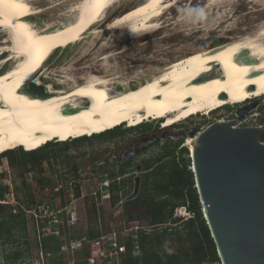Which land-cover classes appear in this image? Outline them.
Here are the masks:
<instances>
[{"label":"bare ground","instance_id":"obj_1","mask_svg":"<svg viewBox=\"0 0 264 264\" xmlns=\"http://www.w3.org/2000/svg\"><path fill=\"white\" fill-rule=\"evenodd\" d=\"M35 1L0 0V27L9 34L0 41V64L15 59L0 72V152L18 146L33 150L51 139L64 143L119 123L134 126L165 117L162 127L167 128L191 115L204 116L218 106L264 94V22L257 31L232 43L228 40L224 45L190 51L154 76L140 73L121 79L115 72L102 75L88 69L70 83L67 79L72 74L59 67L60 78L45 76L49 83L42 81L40 75L49 68L46 63L51 65L65 46L95 34L96 26L105 20L103 15L121 0H82L69 10L66 22L40 21L39 25L32 19L42 12L33 6ZM175 3H138L109 22L106 29L113 31L111 40L158 30L160 16ZM32 76L37 77L36 83L29 81ZM37 83L43 87L39 86L42 94L25 91L27 85L38 87ZM186 139L190 154L196 136Z\"/></svg>","mask_w":264,"mask_h":264},{"label":"rangeland","instance_id":"obj_2","mask_svg":"<svg viewBox=\"0 0 264 264\" xmlns=\"http://www.w3.org/2000/svg\"><path fill=\"white\" fill-rule=\"evenodd\" d=\"M81 1L82 0H36L33 2V6L35 5V8H40L42 12L32 16V19H36L38 25L42 24L40 21L48 24L64 23L67 20L69 10L75 5L78 6ZM142 1L144 0L119 1V4H116L117 6H114L108 15H103L105 17V20H103L104 23L102 22L96 26L94 31L95 34H88L80 42L75 44L71 43L68 47L63 46L64 48L61 53L51 60V65L46 63V67L48 66L49 68L47 67L46 74L40 75L39 78H41L42 81L45 80L47 83H49V81L45 76L51 77L52 79L60 78V76L63 75V73L60 72V68L65 69V74H72L68 77V82L77 80V78L81 74L86 73L88 69L96 70L102 75H111V73L115 72L116 74L114 75H117L116 77H120L121 79H133V76L136 77V75L140 73L145 76H154L157 74V71L162 69L166 64L183 57L190 51L198 49L203 50L214 45H224L228 40H230L228 43H232V41L241 39L247 35V33L250 34L251 32L257 31L264 22V0H175L176 3L166 9L164 14L160 16L158 23L161 28L158 30H149L117 40H111V32L113 31L111 29H106L109 22H111L113 18L125 13L126 10H131L130 8ZM8 38L9 34L4 27H0V41L7 40ZM61 54H63L64 57L59 62L58 59ZM104 56H107L105 60H99ZM13 60L15 59H8L6 62L1 63L0 69L2 70L5 68ZM132 68L133 72L131 71ZM36 70H38V68ZM36 70L34 72H36ZM36 78L37 77L32 76L29 81L33 80V82L36 83ZM68 82L65 81V79L61 81L66 88L69 86ZM37 85L38 87H42L41 84L37 83ZM44 86L46 85L44 84ZM263 95L262 97H260L261 95L257 97L254 96L246 100V102L235 103L236 105L228 103L229 106H224L205 116L201 114L193 115L172 127L169 126V128L160 126L157 120L147 121L141 126H136L133 129L127 128L126 124L120 125L122 123H119V125H116L119 129H114V127H116L114 126L112 127L113 130L107 129L103 134H98L95 137V134L89 136L88 138H90V141L73 142L71 138L64 142V144H67V150L63 151H59V149H61L64 144H56L57 141H50V143H48L49 145L46 144L45 146L48 145L50 150L49 153H54V155L50 153V158L43 161L41 170L39 168L31 173H24L25 180L30 182V190L33 191L34 195L33 199H35L36 202L41 201L43 204H48L50 206V212H47L48 214H55V210L61 209L60 207H55V205L59 204L60 199L58 190L63 189V198L68 199L69 196L73 194V187L79 186L81 197L73 202V206L77 209L76 215L78 218L75 224L78 226L74 229L75 234L83 232L90 227L106 231L108 232L107 234L115 230L121 236V230L125 227H129L128 224L131 222L128 223L126 218L122 215L123 212L128 210H124V204H119L121 202H126V199L131 195L133 189L127 190L128 188H126L125 185V193L120 196L119 203L113 206L110 205L109 201H106L104 197L106 193H103L100 200H97V195H93V193L100 191V188L103 186L100 181V175L105 173L110 176L113 174L116 176L117 167H114L115 165H108L112 154L116 156L119 152L123 153L125 151L127 152L128 149H133V145L137 144L139 136L145 134L156 140L150 144L149 147H143V151L138 154V156L135 154V156L131 157V163L124 166L123 170L127 173L130 172L131 177L138 176L140 174L139 170L143 171L151 167L153 162H155L154 159L157 158L162 149L165 146L170 148L171 145L178 140H183V143L178 149L184 147L187 150V155H182L183 160L186 162L190 152V145L185 144L187 136L184 139H179L177 137L179 134L188 130H194L195 133H198L213 122L219 120L234 121L239 109L250 106H253V108L246 113V119L240 126H264V124L260 122L264 117ZM115 130H117L118 133H115ZM185 146H188L189 149ZM16 149H14V151H18V149ZM168 161H170L168 163L170 166V163H172V156H169L167 162ZM175 162H180L179 153L175 155ZM137 166L138 168L136 169ZM162 170L164 174H167L168 170L164 172L166 169L162 167L160 169L157 168L148 171L145 174H140L143 177V183L136 196V198H139L140 203L144 201V198L147 199L148 196L158 197L153 190L151 177L159 175ZM18 175V168L10 167L7 158L1 155L0 177L3 179L2 181H6V184H8L13 191L12 194L0 199V204L5 206L4 213L9 211L17 212L16 205L18 199L16 198L19 197V200L23 199V192H17L14 189L15 186H19ZM42 176L50 178L51 184L49 186L39 187L35 184V180ZM56 188L59 189L56 191ZM87 195L96 198L98 209L97 225H89L90 221L93 223L95 222L93 218H91L92 216L86 213V207L83 205L85 198L82 197ZM72 196L73 195L70 197ZM82 206L83 208H81ZM22 207L26 208L24 204H22ZM31 214L32 211L28 209L25 211L27 222L25 236L16 228L13 231V234H15L14 239L16 238L17 240L15 243H7L5 246L2 244L3 239H0V264H3V251L11 252L14 249H19L23 252L22 264H45L43 252H41L40 247L36 244V240L39 239L41 225L39 226V222H36ZM176 216H180V218L190 217L188 210H185L183 207L174 211L173 217ZM65 217L66 216L62 214L61 220ZM183 221L184 219L170 226H175L180 229ZM125 222H127L128 226H126ZM136 222L134 226L132 225L133 227L140 225L145 228L144 230L146 232L153 230L146 225L147 220L144 218ZM53 226L54 224L51 225V227ZM58 226L59 223H56L55 229L58 230L59 236L62 234H64L62 236H66L65 233H62L64 232L63 227L60 229ZM130 233L134 236L136 235L134 231H123L124 235ZM63 240H65V238ZM65 242H67V239ZM63 254L62 261L66 264H75L76 260L83 259L80 251L72 252L69 245L68 249L64 248Z\"/></svg>","mask_w":264,"mask_h":264},{"label":"trees","instance_id":"obj_3","mask_svg":"<svg viewBox=\"0 0 264 264\" xmlns=\"http://www.w3.org/2000/svg\"><path fill=\"white\" fill-rule=\"evenodd\" d=\"M260 122L264 124V117ZM115 133H118L117 130H115ZM72 141H90V138L83 136ZM182 143L183 140H178L170 148L165 146L157 158L154 159V161H159L162 158L172 156L171 167L168 165L170 161L159 167V169L162 167L166 169L165 171L168 170L167 174H164L163 170L160 171L162 175L161 179L159 182L153 183V190L158 197L148 196L141 203L139 202V198H135L124 203L123 208L128 211L123 212L122 215L128 223L131 222L128 224L129 227L134 226L137 220L144 218L147 220L146 225L153 230L150 232H146L143 229L139 230L135 235L136 244H134L135 239L133 236L124 240L126 253L121 255L120 264H220L215 245L200 209L193 175L189 169L190 159L188 157L185 162L182 157L184 154L187 155V150L184 147L178 149ZM48 145L35 151H25L26 149L17 148L18 151L9 150L4 154L10 167H16L19 171V186H15L14 189L17 192H23L22 200H19V197L16 198L18 199L16 205L17 212L9 211L4 213L5 206L0 204V239H3L2 244L5 246L7 243L11 244L17 241L16 238L14 239L15 234H13L16 228L25 236L27 222L24 210L29 209L33 205L43 203L41 201L36 202L33 199L34 195L33 191L30 190V182L25 180L24 173H31L39 168L41 170L43 161L50 158L51 152L49 153ZM63 150H67V144H64L59 149V151ZM178 153L180 155V162H175V155ZM51 154L54 155V153ZM120 171L124 173L123 169ZM2 180L0 177V199L5 198L13 192L12 188L6 184V181ZM35 184L39 187L49 186L51 180L42 176L35 180ZM73 188V195L79 197L81 195L79 186ZM121 189L125 193V185L118 186L113 183L109 186L110 196L106 201H109L110 205L113 206L119 202V192ZM63 191V189L58 191L60 199L59 204L55 205V207H63L69 201V199L63 198ZM101 196L102 194L99 192L97 200H100ZM22 204L26 208H23ZM83 205L86 207V213L92 216L91 218L95 222L90 221L89 225H97L98 209L96 199L86 196ZM178 207H185L191 214L190 218L181 223L180 229L170 226L177 224L181 220V218L173 217L174 210ZM127 222H125L126 226H128ZM39 223L41 225L40 228L43 227L44 224L41 221ZM77 226H68L66 221H64L59 228L63 227L64 232L62 233H65L66 236H62L64 234L61 236L46 235L36 240V244L40 247L41 252H43L45 264H66L62 261L64 254L60 250L66 239V243L69 244L71 241L78 240L83 236L91 240L96 239L100 235L99 229L90 227L83 232L75 234L74 229ZM104 232L106 233V231ZM64 238L65 240H63ZM135 245L138 247L137 254H133ZM79 251L83 259L76 260L75 264H87L86 259L91 255V248H84ZM3 253V264H22L23 252L19 249H14L11 252L3 251Z\"/></svg>","mask_w":264,"mask_h":264},{"label":"water","instance_id":"obj_4","mask_svg":"<svg viewBox=\"0 0 264 264\" xmlns=\"http://www.w3.org/2000/svg\"><path fill=\"white\" fill-rule=\"evenodd\" d=\"M25 91L42 94L33 84ZM252 108L239 109L234 121H215L198 133L177 136H196L191 170L220 264H264V126H240ZM136 153L131 149L122 159ZM138 190L137 183L126 201L136 198Z\"/></svg>","mask_w":264,"mask_h":264},{"label":"built area","instance_id":"obj_5","mask_svg":"<svg viewBox=\"0 0 264 264\" xmlns=\"http://www.w3.org/2000/svg\"><path fill=\"white\" fill-rule=\"evenodd\" d=\"M73 201H71L72 203ZM36 210L32 212L33 219L36 222L41 221L43 227H41V231H39V238L46 235H54L59 236L58 230L55 229V224L59 223V226L64 223V220H61V216L65 208H61L60 210H55V214H48L50 212V206L48 204H41L35 206ZM62 221V222H61ZM75 219L70 216L67 218V225L73 226ZM45 222V223H44ZM54 224L53 227L51 225ZM40 226V223H39ZM58 226V227H59ZM139 229L138 226L124 229V232H137ZM45 232V233H44ZM41 234V237H40ZM126 237V235L122 234L121 236L116 232L112 231L111 233H100L99 237L96 239H88L86 236L81 237L78 240L71 241L69 244L64 242L60 248L63 253L64 248H69L72 252L83 250L84 248H91V255L88 256L87 264H120L121 262V255L125 254L126 249L125 246L120 243V238ZM134 238H136L134 236ZM136 244V243H135ZM138 253L137 245L134 246L133 254Z\"/></svg>","mask_w":264,"mask_h":264},{"label":"flooded vegetation","instance_id":"obj_6","mask_svg":"<svg viewBox=\"0 0 264 264\" xmlns=\"http://www.w3.org/2000/svg\"><path fill=\"white\" fill-rule=\"evenodd\" d=\"M119 4V3H118ZM117 4V5H118ZM116 5V6H117ZM115 6V7H116ZM131 9V8H130ZM129 10V9H128ZM128 10H126V11H128ZM243 102H246V101H243ZM242 103V102H241ZM236 105V104H235ZM173 126V125H172ZM172 126H170V127H172ZM167 128H169V127H167ZM151 139H155V138H150V137H148V136H146L145 134H141L140 136H139V138H138V142H137V144H135V145H133V149L134 148H136L137 149V155L136 156H138V154H140L143 150H142V148L143 147H149L150 146V144L149 145H147V142L149 141V140H151ZM152 144V143H151ZM135 146V147H134ZM142 146V147H141ZM152 146V145H151ZM129 150H131V149H128V151ZM126 153V151L125 152H123V153H117L116 154V156H114L113 154H112V156H110V161H109V166H111V165H115L114 167H117L116 168V176H113V177H111L110 175H108V174H102V175H100V181L103 183V182H105V181H107V182H109V186L110 185H112L113 183L114 184H117L118 186H122V185H126V188H128L127 190H131V189H133V191H134V189L136 188V185H137V183H138V188H140L141 187V184L143 183L142 181V179H143V177L140 175V174H145V173H147L148 171H151V170H154V169H157V168H159L161 165H163V164H165L166 162H167V160H168V158L169 157H166V158H162V159H160L159 161H155V162H153V165L151 166V167H149V168H146V170H143V171H140L139 170V175L138 176H133V177H131V174H130V172H126V171H124V173H121V169H124V166H126V165H128V164H130L131 163V158L130 159H128V160H123L122 159V157H123V155ZM165 161V162H164ZM138 168V166L136 167V169ZM165 171V170H164ZM163 176H164V174H163ZM161 177H162V175L160 174V175H155V176H152L151 178H152V185H153V183H155V182H159V180L161 179ZM109 188V187H108ZM59 188H56L55 190L57 191ZM59 191V190H58ZM132 191V192H133ZM121 192V193H120ZM119 192V196H122V194H123V190L121 189V191ZM108 194L110 195V192H109V189H108ZM132 194V193H131ZM106 200H107V198H105ZM109 199V198H108ZM125 203V202H124ZM123 203V204H124ZM122 204V205H123Z\"/></svg>","mask_w":264,"mask_h":264},{"label":"clouds","instance_id":"obj_7","mask_svg":"<svg viewBox=\"0 0 264 264\" xmlns=\"http://www.w3.org/2000/svg\"><path fill=\"white\" fill-rule=\"evenodd\" d=\"M264 96V95H263ZM260 97H262V95L260 96ZM248 100V99H247ZM225 106H229L228 104L227 105H225ZM222 107H224V106H222ZM221 107V108H222ZM220 109V108H219ZM215 110H213V111H211V112H214ZM191 116H193V115H191ZM190 116V117H191ZM205 116V115H204ZM189 117V118H190ZM186 119H188V117L186 118ZM185 119V120H186ZM165 120V118H159V119H157V121H158V123H159V125L160 126H162V123H163V121ZM145 122H147V121H143V122H141V123H139V124H137V125H134V126H128V124H126V123H122V124H120V125H123V124H126V126H127V128H129V129H133L134 127H136V126H141L142 124H144ZM175 124H177V123H175ZM174 124V125H175ZM117 127V126H116ZM116 127H114V129H116ZM117 128H119V127H117ZM111 130H113V128H111ZM106 131V130H105ZM105 131H103V132H101V133H95V135H98V134H103ZM94 135V134H93ZM86 137H89V136H86ZM80 138V137H79ZM50 141L51 142H54V141H57V143H63V142H60L59 140H57V139H51V140H49V141H47V143H44V144H42L41 146H39L38 148H35V149H33V150H25L24 148H23V146H18V147H16V148H22V149H24L25 151H35V150H37V149H39V148H41V147H43V146H45L46 144H48V143H50ZM16 148H14V149H16ZM14 149H8V150H4V151H1L0 152V156L1 155H4L5 153H7L9 150H14ZM188 157H189V159H190V154L188 155ZM191 161H190V167H189V169L191 170ZM191 172H192V170H191ZM103 184V186L100 188V191H97V192H95V193H93V195H98V193L100 192L101 194H102V196H103V193H106L105 195H104V197L105 198H109V194H108V187H109V182H107V181H105V182H103L102 183ZM194 187H195V184H194ZM71 195H73V194H71ZM70 195V196H71ZM69 196V201L62 207H60V208H65L64 209V211H63V216H66L63 220L64 221H67V218H69L70 216H72L74 219H75V221H74V224L73 225H75L76 223H77V221H78V218H77V215H76V208L73 206V202L76 200V199H79L80 197H81V195L79 196V197H75L74 195L72 196V197H70ZM88 196V195H87ZM101 196V197H102ZM86 196H84V197H82V198H85ZM89 197H91V196H89ZM74 199V200H73ZM96 199V198H95ZM135 199V198H134ZM133 199V200H134ZM71 201H73L72 203H71ZM129 201H131V200H129ZM127 202V201H126ZM70 203V204H69ZM119 203V202H118ZM41 204H43V203H41ZM41 204H37V205H41ZM69 204V205H68ZM37 205H33V206H31L28 210L29 211H35L36 210V207L35 206H37ZM72 205V206H71ZM33 207V208H32ZM32 208V209H31ZM71 208H72V210H71ZM178 208H181V207H178ZM178 208H176L174 211H177L178 210ZM185 210H187L185 207H183ZM24 211H27V210H24ZM37 211V210H36ZM31 216H32V214H31ZM189 216H191V214L189 213ZM33 217V216H32ZM177 217V216H176ZM177 218H180V216L179 217H177ZM188 218H190V217H188ZM188 218H182L181 217V220H186V219H188ZM67 223V222H66ZM133 227V226H132ZM132 227H130V228H132ZM139 227V229L137 230V232H136V234L138 233V231L139 230H144L145 228L143 227V226H138ZM124 229H129V227H125ZM124 229L123 230H121V232H120V234H123V231H124ZM112 231H115V230H112ZM111 231V232H112ZM99 232L100 233H105L104 231H102V230H99ZM110 232V233H111ZM117 232V231H116ZM106 233H108V232H106ZM130 236H133V238H134V235H132L131 233L130 234H128V235H126V237H121L119 240H120V243H122L124 246H125V244H124V240H126L127 238H129ZM80 239V238H79ZM135 240H134V244L136 243V238H134ZM125 249H126V247H125ZM126 253V252H125Z\"/></svg>","mask_w":264,"mask_h":264}]
</instances>
